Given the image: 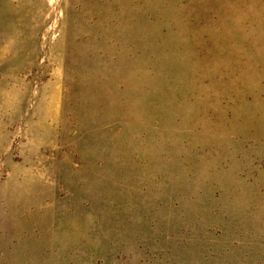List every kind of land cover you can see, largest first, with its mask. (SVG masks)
<instances>
[{"label": "rangeland", "instance_id": "374dc122", "mask_svg": "<svg viewBox=\"0 0 264 264\" xmlns=\"http://www.w3.org/2000/svg\"><path fill=\"white\" fill-rule=\"evenodd\" d=\"M0 264H264V0H0Z\"/></svg>", "mask_w": 264, "mask_h": 264}]
</instances>
